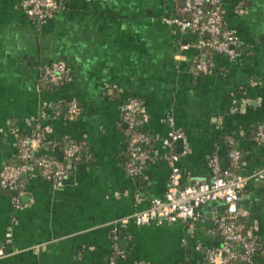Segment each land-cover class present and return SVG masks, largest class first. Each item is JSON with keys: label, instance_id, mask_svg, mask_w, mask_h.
<instances>
[{"label": "crops", "instance_id": "1", "mask_svg": "<svg viewBox=\"0 0 264 264\" xmlns=\"http://www.w3.org/2000/svg\"><path fill=\"white\" fill-rule=\"evenodd\" d=\"M21 1L0 0V170L17 160L21 136L45 129L56 145L40 147L38 157L62 160L58 145L69 141L82 142L85 158L66 163L59 188L28 176L19 205L0 190V264H204V251L221 243L212 217L223 205L204 207L203 223L193 225L138 226L131 218L164 197L169 154L190 186L209 181L215 152L221 169L230 168V145L248 181L237 209L262 248L254 264H264V147L253 139L264 125V0H222L223 26L239 47L233 61L201 54L208 37L172 24L183 0H59L43 25ZM198 59L211 61L209 73L195 71ZM55 62L70 79L46 91L43 72ZM130 100L148 116L151 141L135 178L126 172L122 122ZM71 101L79 109L73 118ZM169 118L187 155L182 141L165 145Z\"/></svg>", "mask_w": 264, "mask_h": 264}, {"label": "built area", "instance_id": "2", "mask_svg": "<svg viewBox=\"0 0 264 264\" xmlns=\"http://www.w3.org/2000/svg\"><path fill=\"white\" fill-rule=\"evenodd\" d=\"M208 5L207 11L203 6ZM21 8L26 16L39 25L45 24L56 12L61 9L58 0H22ZM180 17L189 16L188 20L175 19L172 24L180 31H190L192 34L207 36L208 41L201 43V48H212L217 54L230 61L238 57L236 37L228 30L222 29V0H183L179 10ZM212 68L210 60H197L194 69L198 73H209ZM43 82L57 86L66 80L69 81L67 67L62 62L51 63L43 72ZM68 115L76 117L79 109L75 101L68 106ZM122 122L127 130V162L126 172L132 177H138L149 162V155L145 149L150 138L136 129L145 128L148 116L140 109L135 100H130L122 107ZM169 127L168 140L165 145L171 148L174 142L182 141V154H188V146L184 143L183 135L177 128L174 119L167 120ZM48 130H40L35 134L19 138L16 143V158L18 163L6 164L0 170V190L13 195L12 202L19 205L25 191V178L37 174L42 180L59 188L66 177V163L81 161L80 148L70 144L63 154L62 160L38 157L37 150L48 144L56 145L49 139ZM254 141L264 147V125L258 126ZM230 168L222 170L217 152L209 159L210 178L207 183H197L182 186L181 171L178 167V156L169 154L166 163L169 168L167 191L160 200L151 202L148 209L133 215L131 220L138 226L173 224L178 221L203 223L205 215L202 213L208 205L221 204L225 212L222 216L212 217L221 243L217 248H207L204 251V264H254L256 242L240 223L243 216L237 209L248 183L239 174L241 161L240 153L235 149L228 151ZM262 173H256L254 179H261ZM127 221H122L119 227H124ZM118 226V224H117ZM117 231V227L114 228ZM196 250H200L197 247ZM0 255L2 253L0 252Z\"/></svg>", "mask_w": 264, "mask_h": 264}, {"label": "trees", "instance_id": "3", "mask_svg": "<svg viewBox=\"0 0 264 264\" xmlns=\"http://www.w3.org/2000/svg\"><path fill=\"white\" fill-rule=\"evenodd\" d=\"M59 1V0H58ZM203 10L204 11H207V10H209L210 8L208 7V5H204L203 7ZM180 17V16H179ZM181 19H185V20H188L189 19V16H182V17H180ZM222 29H225V27L223 26V24H222ZM226 30V29H225ZM188 33H191L190 31H187ZM194 35H197V36H201V35H199V34H194ZM206 37V36H205ZM208 41V40H207ZM206 41V42H207ZM203 52L201 53V54H205L206 52H209V53H215V54H217L212 48H209V47H204V48H202L201 49ZM236 52H237V54H239V47L238 48H236ZM217 55H219V54H217ZM220 56H222V55H220ZM237 59V58H236ZM199 61H202V60H200V59H198ZM204 61H207V59H205ZM211 70V69H210ZM42 82H43V79H42ZM67 83V81L66 80H64V82H62L61 84H59V85H57V86H52V85H49V84H46V83H44L43 82V85H44V88H45V90L47 91V90H56V89H59L60 87H62L63 85H65ZM257 129V128H256ZM256 129H254V132H253V139H254V135H255V132H256ZM125 134H126V136H127V130H126V128H125ZM136 131H138V132H143L144 134H146L148 137H149V134H148V130L146 129V128H139V129H136ZM30 136V135H29ZM23 137H26V136H21L20 138H23ZM150 138V137H149ZM53 144V143H52ZM70 144H74V145H76V146H78L79 148H80V152H81V161L83 160V158H85L84 157V152H85V149H84V146L82 145V142H69V141H64V142H62L60 145H58L59 147V149L60 150H62V152L64 151L65 152V150L68 148V146L70 145ZM229 144V143H228ZM149 145H151V141L148 143V145L146 146V150L148 149V146ZM230 145V144H229ZM49 146H51V144H48V145H46V146H43V148L45 149V148H47L48 150L51 148V147H49ZM232 148H234V146H229V150L230 149H232ZM64 152L62 153V155L64 154ZM38 158V156H36V158H34V160L35 159H37ZM47 158H50V159H55V158H53V157H47ZM16 163H18V161L16 160L15 162H14V164H16ZM27 178V177H26ZM25 178V179H26ZM13 196V195H12ZM240 223L242 224V225H244V227H245V229H246V231H249V226L245 223V221H244V219H241L240 218ZM256 242V241H255ZM261 253H262V248H261V246H259V244H258V242H256V251L254 252V255H253V257H254V259L255 258H257V257H259L260 255H261Z\"/></svg>", "mask_w": 264, "mask_h": 264}, {"label": "water", "instance_id": "4", "mask_svg": "<svg viewBox=\"0 0 264 264\" xmlns=\"http://www.w3.org/2000/svg\"><path fill=\"white\" fill-rule=\"evenodd\" d=\"M178 142H180V141H178Z\"/></svg>", "mask_w": 264, "mask_h": 264}]
</instances>
